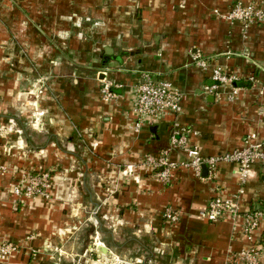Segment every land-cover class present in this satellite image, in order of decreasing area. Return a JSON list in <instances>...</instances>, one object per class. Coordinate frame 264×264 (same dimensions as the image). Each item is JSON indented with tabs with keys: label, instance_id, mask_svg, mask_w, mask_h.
<instances>
[{
	"label": "crops",
	"instance_id": "crops-1",
	"mask_svg": "<svg viewBox=\"0 0 264 264\" xmlns=\"http://www.w3.org/2000/svg\"><path fill=\"white\" fill-rule=\"evenodd\" d=\"M236 1L0 0V121L13 120L20 134L11 146L0 138V165H43L52 170L53 193L59 198L66 188L71 200L18 199V177L0 173V242L20 246L0 264H226L230 251L246 246V216L264 211L263 163L252 168L238 215L216 221L201 212L216 195L238 190L236 164L222 162L210 180L180 167L171 181L142 164L162 152L182 162L175 133L206 157L242 148L253 133L263 138L264 25L244 33L241 22L214 12ZM194 52L240 75L234 99L206 89L216 81L194 63ZM144 72L172 82L182 99L137 133ZM41 77L52 90L32 94ZM105 79L122 86L108 102L101 99ZM16 100L19 114L9 112ZM129 165L132 174L124 172ZM169 206L180 214L177 223L164 219ZM254 235L264 252V220Z\"/></svg>",
	"mask_w": 264,
	"mask_h": 264
},
{
	"label": "built area",
	"instance_id": "built-area-1",
	"mask_svg": "<svg viewBox=\"0 0 264 264\" xmlns=\"http://www.w3.org/2000/svg\"><path fill=\"white\" fill-rule=\"evenodd\" d=\"M214 12L229 22H241L244 33H248V29L253 24L264 25V3L255 0L249 2L238 0L230 10L222 12L215 9ZM192 59L202 69H211V77L216 83L211 87H206L208 91H215L218 94L223 91L229 99H234L239 94L242 89L236 84L241 79L239 74L228 72L220 65L213 66L209 60L203 58L200 52L192 53ZM120 87L122 86L114 84L112 80H103L101 88L103 100L106 102L114 100L117 97L114 88ZM261 92L264 93V86ZM181 99V90L172 82L166 79H156L151 73L144 72L136 87L134 103L136 120L132 125L133 131L138 133L142 130L146 119L160 118L170 111L178 110ZM171 143L173 146H183L186 158L182 162L172 161L167 152H162L159 156L146 155L142 164L157 170L158 177L164 181H171L173 171L180 167L190 168L198 178L210 180L216 178L217 167L222 162L236 164L238 166V190L230 196L216 195L210 200L207 208L201 212V216L207 220L216 221L221 219L226 212L234 216L238 215L240 201L245 192L244 185L253 175L254 164L257 162L264 164V136L259 139L257 134L253 133L248 136L242 148L207 157L201 154L198 146L187 145V137L182 134L172 135ZM205 166L206 175L204 174ZM135 169V165H129L124 172L132 174ZM54 185L51 170L42 169L37 173L27 171L24 172L20 181L13 184L12 191L18 199L43 198L48 201L53 199ZM164 219L174 224L180 220V214L169 206L164 210ZM262 220H264V211L261 209L246 216L242 233L247 244L239 250L230 251L226 264H264V252L254 235ZM19 248L20 246L13 242H0V262L7 261Z\"/></svg>",
	"mask_w": 264,
	"mask_h": 264
},
{
	"label": "rangeland",
	"instance_id": "rangeland-1",
	"mask_svg": "<svg viewBox=\"0 0 264 264\" xmlns=\"http://www.w3.org/2000/svg\"><path fill=\"white\" fill-rule=\"evenodd\" d=\"M32 83H34L33 86H35L33 89L36 88V91L34 93H32V94L39 95V94H43V93H50L48 91H50V89L52 90V87H51V85L49 83V80H48V83H47V80H45L44 77L38 78L36 81H34V82L32 81ZM29 89H30V87L28 88V90ZM101 99L103 100L102 96H101ZM2 100H3V96L0 95V106H1ZM17 101L18 100L14 101V103L11 105V108L9 109V112L10 113L13 112L14 114L15 113L16 114H19V112H22L23 111L24 108H20V105H19V103H17ZM35 114L36 113H34V115ZM36 122H38V118L37 117H34V119L31 122V126L33 127V125H35ZM17 128H18L17 127V124H15V122L13 120H9V121L5 120L4 123H3L2 120L0 121V138H2V140H3V145L5 144L7 146H11L12 144H15L16 143V141H12L11 140L12 139L11 137H18V139H19L20 134L17 132ZM32 137H35V136L32 135ZM39 153H40V155L44 156V155H46L47 150H45L44 152H39ZM42 169L50 170V169L44 167L43 165H40L37 168L35 167L33 169L32 168L18 167L17 165H12L10 167L5 166V165H0V173L1 174H7L8 172L9 173L10 172L11 173L14 172L13 178L15 179V178L18 177L16 179V181H20L21 180V178L24 175V172L29 171L30 173H37V172H39V170H42ZM51 172H52V170H51ZM15 174H16V176H15ZM56 195L57 194L55 192L54 193V196H53V199L54 200H57L58 199V200L63 201L64 203L71 202V200H69V199L66 198V195H67V189L66 188H63L62 189V192L59 194L60 195L59 198ZM90 214H92L91 213V210H90ZM96 236H95V238H96ZM95 238L94 239L92 238V240H95ZM86 264H88V263H86ZM90 264H92V263H90Z\"/></svg>",
	"mask_w": 264,
	"mask_h": 264
},
{
	"label": "water",
	"instance_id": "water-1",
	"mask_svg": "<svg viewBox=\"0 0 264 264\" xmlns=\"http://www.w3.org/2000/svg\"><path fill=\"white\" fill-rule=\"evenodd\" d=\"M106 52L109 54L110 50L106 49ZM116 91V90H115ZM97 251L100 253V254H103V255H108V254H111V252H109V249L107 247H103V246H97Z\"/></svg>",
	"mask_w": 264,
	"mask_h": 264
}]
</instances>
